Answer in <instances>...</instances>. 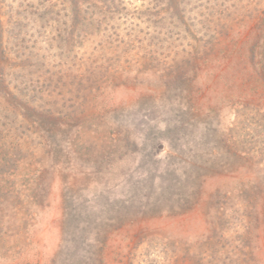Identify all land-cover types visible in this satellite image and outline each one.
Segmentation results:
<instances>
[{"label":"rangeland","instance_id":"374dc122","mask_svg":"<svg viewBox=\"0 0 264 264\" xmlns=\"http://www.w3.org/2000/svg\"><path fill=\"white\" fill-rule=\"evenodd\" d=\"M73 2L0 0V264H264V0Z\"/></svg>","mask_w":264,"mask_h":264},{"label":"trees","instance_id":"16d2710c","mask_svg":"<svg viewBox=\"0 0 264 264\" xmlns=\"http://www.w3.org/2000/svg\"><path fill=\"white\" fill-rule=\"evenodd\" d=\"M69 1L71 4L74 3L73 0H69ZM201 35H202V38H200V39L196 38V40H198L199 43H201V42L203 43L201 45H202V48L206 51V53H204L205 59H209V57L215 58V57H219V56L221 57V59H225V60L226 59H228V60H236L237 59L238 61H241L243 59L242 58L243 56H241L242 53L239 51L240 50L239 48H234L233 52H231V49L229 51L225 50L224 47L219 46V40L215 41V38H216L215 35H213V36L210 35L209 38L207 37L208 36L207 34L203 35L201 33ZM203 37L204 38L207 37V40H205ZM201 60H203V58ZM237 62H232V63L234 64ZM169 71H172V69H169ZM177 71H178V69H177ZM197 260L199 263L200 259L198 258Z\"/></svg>","mask_w":264,"mask_h":264}]
</instances>
